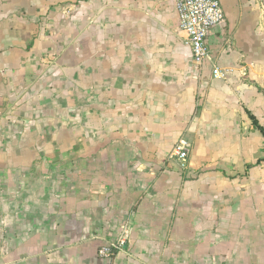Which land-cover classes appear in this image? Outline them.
<instances>
[{"label":"crops","instance_id":"1","mask_svg":"<svg viewBox=\"0 0 264 264\" xmlns=\"http://www.w3.org/2000/svg\"><path fill=\"white\" fill-rule=\"evenodd\" d=\"M220 1L199 68L176 0H0V264H264V1Z\"/></svg>","mask_w":264,"mask_h":264},{"label":"built area","instance_id":"2","mask_svg":"<svg viewBox=\"0 0 264 264\" xmlns=\"http://www.w3.org/2000/svg\"><path fill=\"white\" fill-rule=\"evenodd\" d=\"M264 1V0H258ZM179 27L185 33L187 43L192 51L195 64L200 68L210 58L207 37L211 29L225 21V12L220 0H176ZM215 77H224L225 73L218 67L213 68ZM190 144L181 139L174 147L173 155L179 158L181 165H187ZM127 237L123 234L99 249L103 258H112L126 247Z\"/></svg>","mask_w":264,"mask_h":264},{"label":"trees","instance_id":"3","mask_svg":"<svg viewBox=\"0 0 264 264\" xmlns=\"http://www.w3.org/2000/svg\"><path fill=\"white\" fill-rule=\"evenodd\" d=\"M252 118H253V121H254L255 125H257L261 129V131L263 132V134H264V128L258 125V122H257V120H256L255 117H252Z\"/></svg>","mask_w":264,"mask_h":264}]
</instances>
